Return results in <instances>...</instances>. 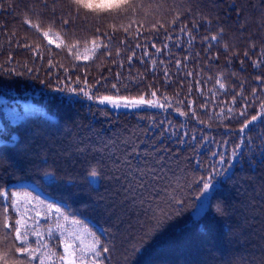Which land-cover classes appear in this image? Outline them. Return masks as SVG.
<instances>
[{
    "label": "trees",
    "instance_id": "trees-1",
    "mask_svg": "<svg viewBox=\"0 0 264 264\" xmlns=\"http://www.w3.org/2000/svg\"><path fill=\"white\" fill-rule=\"evenodd\" d=\"M174 2L191 9V14L185 13L181 23L191 26L194 20L199 21L198 28L193 30L198 37L214 34L219 30V26L225 28L224 39L230 44H237L241 53V57H233L230 69L225 67L222 45L218 46L219 51L217 48L211 51V54L219 56V59L205 67L207 62L201 39L189 45L188 37L179 33L180 25H176V30L172 34L179 37L177 42L182 47H171V56L155 54L157 61L161 59L172 61L169 71L173 74V83L166 87L163 80L164 66L157 64L155 72L146 71L152 65L151 62L140 63V49L136 50L137 59L129 67L127 55H130V52L122 51L121 57L118 58L113 48L112 59L93 56L89 51L91 44L85 43L91 37L90 32H78L71 40L57 39L53 34L50 38L54 42L48 45L40 33L34 29L28 30V26L23 23L25 10L33 6L38 9V4L33 5L32 0H12L11 8L6 6L0 9V24L4 26L0 30L2 45L0 64H5V67L0 68V155L4 157L0 160V190L9 193L15 191L21 195L29 193L66 210L69 220L64 221L61 218L60 223L70 232H80L85 243H88L90 238L84 233V226L71 223V214L79 209L76 218L86 221L85 226L93 229L98 235L102 229H108L107 234L101 236L105 242L112 241L110 247L114 244V251L108 264H264V143L256 138L259 132L264 131V126L260 125L259 121L256 122L255 131L249 133L254 142L248 146L242 144L228 171L223 176L215 178L214 187L209 194L211 200L207 202L205 214L199 218L193 216L198 190L192 186V182L205 172V168L219 159L218 155L212 156L213 152L230 153L233 145L240 139L236 132L239 128L236 120L221 121L214 116V113L221 110L220 101L225 102L224 109L227 111L226 104L230 100V95H220L213 100L215 80H208V76H215L218 69L223 68L230 78L231 72H237L241 79H247L248 91L256 86L253 70L247 66L241 68L240 59L243 50L249 46L250 36L257 45L256 51H259L264 34V29L260 27L264 3L262 0H188V2L168 0V6L171 7ZM237 10H240L239 16ZM201 15L213 20L211 32H208L209 25L206 20H199ZM245 20L247 27L241 39L239 28ZM13 31L16 38L21 39L23 43L33 46L44 45L53 51L49 53L42 48L44 59L34 58L31 52L16 46V38L13 39L11 46L9 45V36ZM149 34L147 31L144 32L145 37ZM119 38L120 35L117 36V43ZM76 39L80 41L78 48L69 54L65 44L75 43ZM163 40L164 35L161 34L157 40V47L161 46ZM135 42L133 39V47ZM140 42L144 43L145 40L141 39ZM56 44H60V48H57ZM185 49H190L192 54L187 70L202 73L198 78L202 80L200 91L204 95H200L193 83L189 99L194 102L199 120L204 123L182 117L176 111L177 108L188 110L186 107L188 101L185 99L188 93V80L183 79V70L177 75L174 63L175 59L188 54ZM149 51L154 52L151 48ZM197 52L200 53L199 59L195 56ZM9 55L14 59L6 63ZM76 55H80L79 61L75 59ZM84 55L92 58L84 61ZM49 56L57 65L51 70L48 65ZM113 60L116 63H113ZM121 61L123 68L119 66ZM24 64L33 68V72L28 73L23 67ZM9 68L23 74L9 73L7 71ZM65 68L68 69L67 75ZM118 72L122 73V77H128L129 74L135 77L137 73H144V80L137 84L123 80V84L127 85L124 87L116 81ZM85 76L89 85L95 84L102 77L107 78L106 86L104 80L97 85L95 91L98 95H115L111 84L118 83L121 96L138 97L145 94L146 98L157 99L163 103L160 97L167 95L173 103V108L112 109L110 106L99 105L68 91L54 90L58 86L57 78L60 81L70 79V86L77 87L75 80L79 77L81 78L79 87H84ZM42 80L45 83H41ZM181 80L183 88L180 87ZM239 83L240 79H235L231 86L238 87ZM149 85L159 88L156 98L151 97L153 89L149 88ZM176 93L180 95L177 97ZM178 101H184V104H179ZM206 101L205 110L202 106ZM161 121H164L165 126L171 121L172 128L169 132L179 129L176 135L165 133L159 142L176 153L170 161V171L168 169L165 171L169 177L175 173L180 178V184L187 186L177 188L176 180L173 179L172 187L168 191L177 189L175 194L185 199V206L181 209V215L169 221L164 229L146 243L138 244L140 251L125 261L126 250L137 244L140 225L144 224L146 227L148 217L138 207L122 205L123 196L114 195L118 185H115L106 174L111 167L109 157L114 159L120 154L119 150L125 147L121 141L139 143L137 137L145 141L140 144V150H146L150 143L156 142L155 138L163 131ZM181 124L184 125L183 128H180ZM145 129H148L150 135L145 134ZM184 132L188 135L184 138L185 143L180 144L177 136ZM192 136L197 137V140H191ZM203 137L207 139L201 142ZM225 140L230 142L225 144ZM77 146L84 148L85 151H77ZM192 146L195 147V151ZM100 160L104 161L103 166L98 163ZM91 167H103L104 174L97 177L89 186L84 178ZM45 173H51L55 179L52 180ZM101 196L105 198L103 202L99 199ZM164 199L162 192L160 206L167 211V205L162 202ZM113 201L115 207L109 208L108 211L90 210L95 208L98 202L112 204ZM9 203L10 201L0 198V211ZM218 206L224 209L223 215L216 213L215 209ZM19 207L20 212H23L25 209L23 201ZM40 212L41 231L46 235V229L54 227L56 217L53 215L51 220L45 221L43 219L45 209L40 208ZM10 213L14 221L17 214L11 209ZM31 215L34 217L35 213ZM58 239L56 237L52 243H58ZM58 250L62 252L63 248L60 247Z\"/></svg>",
    "mask_w": 264,
    "mask_h": 264
},
{
    "label": "snow or ice",
    "instance_id": "snow-or-ice-1",
    "mask_svg": "<svg viewBox=\"0 0 264 264\" xmlns=\"http://www.w3.org/2000/svg\"><path fill=\"white\" fill-rule=\"evenodd\" d=\"M185 2H188V0H185ZM32 3L33 5L38 4L39 8L37 9L35 6L27 8L24 13L23 23L28 26V30L34 29L40 33L47 40L48 45L54 42L50 38L53 34L56 35L57 39L71 40L77 36L78 32H90L91 37L85 43L91 44L89 51H91L93 56L112 59L113 48H115V56L118 58L121 57L122 51L130 52L131 54L127 55L129 67L137 59L136 50L140 49V63L148 64L151 62L152 65L146 71L155 72L157 64L164 66L163 80L166 87L171 86L173 83V74L169 71V65L172 61L164 59L157 61L155 54L171 56V47H182L177 42L179 37H174L172 34L176 30V25H180L179 33L188 37L189 45L194 44L197 39H201L207 62L205 67L210 66L215 60L219 59V56H213L211 51L213 48H217V51H219L218 46L221 45L225 55L226 68H231L233 57H241L238 45L230 44L224 39L226 35L224 27L219 26V30L214 34H206L203 38H200L193 31L198 28L199 21L194 20L191 26L181 23L185 13L191 14V9L182 7V5L175 2L169 7L168 0H32ZM262 3H264V0H262ZM6 6L11 8L12 0H0V9H4ZM173 13L175 14L173 15ZM237 15H240V10H237ZM33 17H35V22H33ZM199 20H206L209 25L208 32L212 31L213 20L211 18H205L201 15ZM3 27L0 24V30ZM246 27L247 20L240 24L241 39ZM260 27L264 29V11L261 12ZM145 31L150 33L147 37L144 36ZM152 33L156 35H152ZM161 34L164 35V40L161 42V46L157 47V40ZM118 35H120V38L117 43ZM14 38H16L15 31L9 36L8 42L10 46ZM133 39L136 41L134 47L132 46ZM141 39L145 40V42L141 43ZM249 41V46L242 52L240 66L241 68L250 67L254 72V83L256 86L252 87L251 91H248V80L241 79L237 72H231L230 78L228 72L221 68L218 69L215 76H208V80H215L212 90L213 100H216L220 95H230V100L226 104L227 111L225 112L224 109L225 102L220 101L221 110L214 113V116L221 121L236 120L239 124L236 132L240 139L233 145L230 153H212V156L218 155L219 159L214 164L206 167L205 172L192 182V186L198 190L197 201L205 202L207 200V202H210L211 196L208 193L214 187L215 178L223 176L228 171L242 144L248 146L254 142L253 137L249 133L255 131L256 122L259 121L260 125L264 126V34H262L258 52L256 51L257 45L251 36ZM79 43V39H76L75 43L65 44V48L71 54L77 50ZM15 44L18 48H24L31 52L34 58L41 60L44 59L42 48L49 53L53 51L44 45L37 44L33 46L29 43H23L19 38L15 39ZM56 47L60 48V44H56ZM149 48L153 49L154 52L149 51ZM185 51L188 54L182 58L175 59L174 63L177 75H180L183 70V79L188 80V93L185 96L188 101L186 105L188 110L183 111L177 108L176 111L182 117L195 119L198 123H204L199 120V114L194 107V102L189 99L193 91V83H195L200 95H204L200 91L202 80L198 78L202 76V73L187 70L192 54L190 49H185ZM253 55H255V59H253ZM195 56L199 59L200 53H195ZM91 58L88 55L83 56L84 61H88ZM13 59L14 57L9 55L6 63L12 62ZM75 59L79 61L81 59L80 55H76ZM113 63H116V61L113 60ZM48 65L49 70L57 66L53 63L51 56H49ZM60 66L63 67L62 65ZM119 66L123 68L122 61ZM3 67H5V64H0V68ZM23 67L28 73L33 72V68L28 67L27 64H24ZM7 71L9 73L15 72L16 75L23 74L16 72L14 68H9ZM64 71L67 75L68 69L65 68ZM235 79H240L238 87L231 86L235 83ZM101 80L105 81L106 86L107 78L102 77ZM101 80L89 85L88 78L85 76L83 77L84 87H79L81 78L78 77L75 80L77 87H71L70 79L60 81L57 78L58 86L54 90L59 92L68 91L73 95L83 96L99 105L110 106L112 109L150 107L166 110L173 108V103L167 95L160 97L163 103L157 99L146 98L145 94H141L138 97L121 96L119 95L118 83L111 84V88L116 92L115 95H98L95 90L97 85L101 84ZM123 80L137 84L144 80V73H137L135 77H132L131 74L128 77H122V73L118 72L116 81L127 87L126 84H123ZM41 83H45V81L42 80ZM59 84L64 86L60 87ZM180 87L183 88V80L180 82ZM149 88L153 89L150 93L151 97L156 98L159 88H155L153 85H149ZM175 95L178 97L180 94L176 93ZM178 103L184 104V101H178ZM202 107L206 110L207 101ZM237 108L239 111H237ZM161 127L163 131L155 138L156 142L150 143L146 150H140V144L145 143V141L137 137L139 143L123 140L121 143L125 147L119 150L120 154L115 156L114 159L109 157L111 167L106 174L115 185H118L114 195L123 196L122 205L129 204L131 208L138 207L148 217L147 226L145 227L144 224L140 225L137 244H133L130 249L126 250L125 261H128L131 255L140 251L138 244L146 243L156 233L164 229L169 221L181 215V209L185 206V199L175 194L177 189H172L171 192L168 191L172 187L173 179L176 180L177 188L187 186L180 184V178L175 173L169 177L165 171L166 169L170 171L169 164L176 156V153L172 152L165 144L159 142L160 137L164 136L165 133L176 135L179 129L169 132V129L172 128L171 121L166 126L164 121H161ZM183 127L184 125L181 124L180 128ZM144 132L146 135H150L148 129H145ZM187 135L188 133L184 132L182 135L177 136L180 144L185 143L184 138ZM256 138L260 139L261 143H264V131L259 132ZM204 139H207V137L201 138V142ZM191 140H197V137L192 136ZM229 142L228 140L224 141L225 144ZM192 147L193 151H195V147ZM77 151L83 152L85 149L77 146ZM3 158L0 155V160ZM98 163L102 166L104 165L103 160L98 161ZM102 174H104L103 167H91L84 178L85 183L91 186V183L95 182L96 178ZM45 175L50 176L52 180L55 179L51 173H45ZM161 185L165 187H160ZM95 190L94 188L93 191ZM162 192L165 196L162 202L167 205V211L160 206ZM0 198L10 201L0 211V264H108L114 251V244L110 247L109 245L112 244V241L105 242L101 238L102 235L107 234L108 229H102L98 235L93 229L85 226L86 221L76 218V212L79 209L71 214V223L84 226L83 231L90 238L88 243H85L84 236L80 232H70L60 223L61 218L64 221L69 220L68 212L62 210L61 207L53 203H46L43 199L33 197L29 193L21 195L15 191L9 193L6 190H0ZM99 199L101 202L105 200L103 196ZM21 201L25 204L23 212H20L19 207ZM29 205L31 207H28ZM114 207V201L112 204H101L98 202L97 206L90 210L104 212ZM193 207V214L197 218L202 217L206 212L205 203H199ZM40 208L45 209L43 217L45 221L51 220L53 215L56 217L54 227H48L46 235L45 232L41 231ZM10 209L17 214V218L14 221ZM215 211L218 215H223L224 213V209L219 206ZM31 213H35V216L33 217ZM29 221H31L30 224ZM30 237L35 239L32 240ZM56 237L59 238L58 243L53 244L52 241ZM114 239L115 237H113ZM60 247L63 248L62 252L58 250Z\"/></svg>",
    "mask_w": 264,
    "mask_h": 264
},
{
    "label": "rangeland",
    "instance_id": "rangeland-1",
    "mask_svg": "<svg viewBox=\"0 0 264 264\" xmlns=\"http://www.w3.org/2000/svg\"><path fill=\"white\" fill-rule=\"evenodd\" d=\"M212 190V189H211ZM211 193V191L208 193V195ZM199 203H205V208H206V206H207V200H205V202L204 201H197V204H199ZM196 204V205H197ZM193 213H194V210H193ZM193 216H194V214H193ZM195 217V216H194Z\"/></svg>",
    "mask_w": 264,
    "mask_h": 264
}]
</instances>
